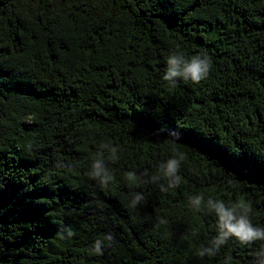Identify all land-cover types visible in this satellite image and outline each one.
I'll return each instance as SVG.
<instances>
[{
  "label": "trees",
  "instance_id": "16d2710c",
  "mask_svg": "<svg viewBox=\"0 0 264 264\" xmlns=\"http://www.w3.org/2000/svg\"><path fill=\"white\" fill-rule=\"evenodd\" d=\"M177 49L207 53L208 78L164 81ZM105 141L119 151L102 188L85 173ZM173 149L178 187L126 179ZM198 193L244 197L264 226V0H0V264H248L264 242L197 255L216 234Z\"/></svg>",
  "mask_w": 264,
  "mask_h": 264
},
{
  "label": "clouds",
  "instance_id": "9594fccd",
  "mask_svg": "<svg viewBox=\"0 0 264 264\" xmlns=\"http://www.w3.org/2000/svg\"><path fill=\"white\" fill-rule=\"evenodd\" d=\"M167 68L162 79L175 85L178 80L199 84L206 80L212 70V59L205 53L200 52L191 57H187L181 50H173L167 58ZM179 136L175 131L170 132V136ZM119 147L111 141H105L99 145L94 158L92 159L89 170L85 175L104 188L114 179V176L108 168V162L115 163ZM107 153V157L105 155ZM186 159V154L178 149L172 150V155L158 165V174L148 176L147 173L137 174L135 171L126 173V179L134 184L157 183L162 178L166 180V185H159L161 192H168L179 186L181 177L178 175L181 165ZM57 168H65L68 165L57 161ZM146 202L143 193L136 192L132 194L128 207L136 209ZM189 208L198 213L214 214L216 234L207 242L202 244L197 250V255L201 258L214 257L225 246L229 240H234L241 246H250L256 242H264V226H257L252 222L253 208L249 201L244 197L237 200L225 202L224 199L209 196L206 200L203 193L191 195L188 198ZM158 223L165 225L168 221L158 217ZM64 234L61 239L71 238L75 232L70 227L64 228ZM196 229L193 235L197 234ZM115 242L113 234L108 233L100 239L93 242L91 250L97 255H103L104 249L111 247ZM248 264H264V248H259L253 253V258Z\"/></svg>",
  "mask_w": 264,
  "mask_h": 264
}]
</instances>
